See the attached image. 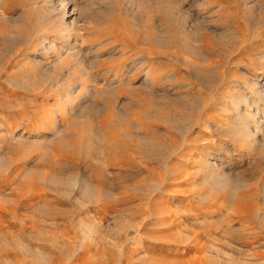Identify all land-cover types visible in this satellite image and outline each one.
Returning <instances> with one entry per match:
<instances>
[{
    "label": "rangeland",
    "instance_id": "374dc122",
    "mask_svg": "<svg viewBox=\"0 0 264 264\" xmlns=\"http://www.w3.org/2000/svg\"><path fill=\"white\" fill-rule=\"evenodd\" d=\"M0 264H264V0H0Z\"/></svg>",
    "mask_w": 264,
    "mask_h": 264
},
{
    "label": "bare ground",
    "instance_id": "6f19581e",
    "mask_svg": "<svg viewBox=\"0 0 264 264\" xmlns=\"http://www.w3.org/2000/svg\"><path fill=\"white\" fill-rule=\"evenodd\" d=\"M151 35H152L151 32H149V36H148V37H149V42H150V43H151ZM136 41H138L139 47L142 48V50H143V49H144V46H145V43L143 42V40H140V41H139V39H138V40H136ZM143 43H144V44H143ZM149 45H150V44H149ZM143 51H145V50H143ZM149 51H150V50L147 49V52H148V53H149ZM152 53H153V52H152Z\"/></svg>",
    "mask_w": 264,
    "mask_h": 264
}]
</instances>
